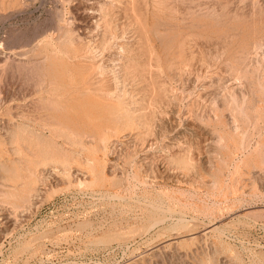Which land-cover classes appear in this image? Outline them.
Wrapping results in <instances>:
<instances>
[{
	"label": "rangeland",
	"instance_id": "rangeland-1",
	"mask_svg": "<svg viewBox=\"0 0 264 264\" xmlns=\"http://www.w3.org/2000/svg\"><path fill=\"white\" fill-rule=\"evenodd\" d=\"M0 264H264V0H0Z\"/></svg>",
	"mask_w": 264,
	"mask_h": 264
},
{
	"label": "bare ground",
	"instance_id": "bare-ground-1",
	"mask_svg": "<svg viewBox=\"0 0 264 264\" xmlns=\"http://www.w3.org/2000/svg\"><path fill=\"white\" fill-rule=\"evenodd\" d=\"M112 9V8H111ZM63 17V16H62Z\"/></svg>",
	"mask_w": 264,
	"mask_h": 264
}]
</instances>
